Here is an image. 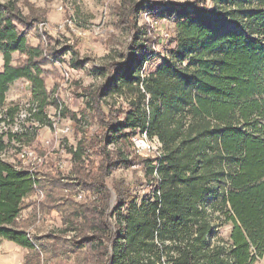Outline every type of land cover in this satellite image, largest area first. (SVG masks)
Listing matches in <instances>:
<instances>
[{
  "label": "trees",
  "instance_id": "trees-1",
  "mask_svg": "<svg viewBox=\"0 0 264 264\" xmlns=\"http://www.w3.org/2000/svg\"><path fill=\"white\" fill-rule=\"evenodd\" d=\"M212 2L151 4L176 16L168 54L144 73L151 47L134 41L106 65L105 79L88 88L98 126L64 147L67 172L50 146L39 145L50 170L9 161L3 154L13 140H33L0 132V238L27 249L24 264H255L263 257L264 0ZM141 4L119 6L118 25L135 30L134 39ZM36 21L45 20L32 0H0V106L10 85L26 79L31 117L44 124L56 103L46 83L55 60L48 42L28 37ZM114 93L131 95L127 107L107 103ZM18 111L8 107L4 120L14 122ZM137 134L156 137L159 152H132ZM120 166L143 170L149 190L140 194L123 177L110 187L106 177ZM80 191L87 198L77 200ZM55 210L61 227L30 229Z\"/></svg>",
  "mask_w": 264,
  "mask_h": 264
},
{
  "label": "rangeland",
  "instance_id": "rangeland-1",
  "mask_svg": "<svg viewBox=\"0 0 264 264\" xmlns=\"http://www.w3.org/2000/svg\"><path fill=\"white\" fill-rule=\"evenodd\" d=\"M32 1L42 10L45 21L34 22L28 37L33 45L44 41L53 47L55 61L46 67L49 70L46 83L56 103L48 108L51 123L42 124L31 117V110L35 109V105L29 81L20 79L12 83L6 94V106H0V132L22 134L26 140L33 141L31 144H21L13 140L3 156L9 161L17 162L22 158L24 150L34 152V157L38 159L25 158L24 164L33 161L39 164L42 171H47L51 169L50 163H47L50 160L48 157L46 161L42 160L44 158L40 157L39 145L50 146L53 159L61 163L67 172L71 164L68 160L70 156L64 154V147L76 145L82 134H90L98 126L88 88L97 86L105 79L106 65L113 60H122L123 55L130 53L131 43L134 41L151 47L148 50L149 62L145 63L142 72L145 73L151 64L153 66L161 64L169 52L165 45L172 41L176 16L163 17L160 15V8L151 7V4L161 1L181 4L188 0H132L142 1L141 7L144 6L138 16L140 39H134L136 31L129 26L118 25L119 6L122 0ZM208 3L213 6L212 0H208ZM150 28L153 30L152 33L149 32ZM154 37H158L159 43H154L156 41ZM141 53L137 51L139 58ZM17 57L15 55V58ZM2 61L0 55V64ZM127 95L108 94L106 101L114 107H127V98L131 96ZM14 106L19 107V111L14 122L8 123L4 120L7 116L5 112L8 107ZM61 108L66 110L65 115L60 113ZM74 115L77 119L73 118ZM78 119L79 130L75 132L74 126ZM139 140L143 141L141 142L143 147L136 144ZM133 142L134 146L129 149L143 155H155L161 147L156 137L149 139L140 134L133 138ZM60 151L63 152L61 156L58 155ZM120 177L133 184L134 190L140 194L149 190L144 172L137 166H120L112 169L106 177V182L112 187L113 180ZM79 194L82 198L76 197L77 200L88 196L83 191ZM30 210L31 208L24 210L22 216L26 217ZM39 215L34 225L29 223L33 231L45 233L63 225V216L56 210ZM229 231L230 226H225L222 234L227 236ZM26 253V248L0 238V264H24ZM255 264H264V254Z\"/></svg>",
  "mask_w": 264,
  "mask_h": 264
},
{
  "label": "built area",
  "instance_id": "built-area-1",
  "mask_svg": "<svg viewBox=\"0 0 264 264\" xmlns=\"http://www.w3.org/2000/svg\"><path fill=\"white\" fill-rule=\"evenodd\" d=\"M141 142H143V141H141V140H139L136 144L138 145V146H144L143 144H141ZM25 158H28V159H32V158H35V160L37 159V157H34V152H29V151H27V150H24V152L22 153V159H25ZM30 163H34V164H36L35 162H30ZM81 197L82 198V196L79 194L78 195V197ZM42 197H43V195H42ZM80 198V199H81Z\"/></svg>",
  "mask_w": 264,
  "mask_h": 264
}]
</instances>
